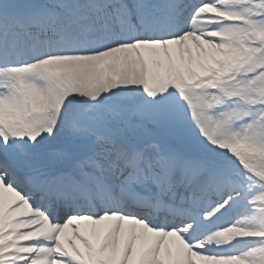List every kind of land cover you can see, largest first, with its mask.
Returning <instances> with one entry per match:
<instances>
[{
  "label": "snow or ice",
  "instance_id": "1",
  "mask_svg": "<svg viewBox=\"0 0 264 264\" xmlns=\"http://www.w3.org/2000/svg\"><path fill=\"white\" fill-rule=\"evenodd\" d=\"M0 264H264V0H0Z\"/></svg>",
  "mask_w": 264,
  "mask_h": 264
},
{
  "label": "rangeland",
  "instance_id": "2",
  "mask_svg": "<svg viewBox=\"0 0 264 264\" xmlns=\"http://www.w3.org/2000/svg\"><path fill=\"white\" fill-rule=\"evenodd\" d=\"M51 2H55V0H50ZM12 2L16 3H43V0H12ZM157 138H160L159 136ZM60 144L62 145V148L60 149V152L58 156L62 160L63 164L65 165H73L75 157L80 153L79 143L75 138L71 136V134H64L60 140H54L50 143V145L53 147V145ZM67 148V149H66ZM69 149V150H68ZM51 152H55V149L49 150ZM44 151L45 152H49ZM72 151V153H71ZM64 152L71 153L70 155H65Z\"/></svg>",
  "mask_w": 264,
  "mask_h": 264
},
{
  "label": "bare ground",
  "instance_id": "3",
  "mask_svg": "<svg viewBox=\"0 0 264 264\" xmlns=\"http://www.w3.org/2000/svg\"><path fill=\"white\" fill-rule=\"evenodd\" d=\"M62 137V136H61ZM60 137V138H61ZM60 138H58V140H60ZM57 140V139H56ZM52 142V141H51ZM50 142V143H51ZM50 143H48L47 145H45L44 147H43V149L42 150H44V149H47L49 146H51L50 145ZM42 159H45V160H47V161H49L48 163H43V162H41V167L46 171V172H55V171H57V170H59V169H61V165L60 164H58V163H55L54 162V160L56 159V155H51V154H48V153H46V154H42ZM56 165V166H55ZM45 168H47V169H45Z\"/></svg>",
  "mask_w": 264,
  "mask_h": 264
}]
</instances>
